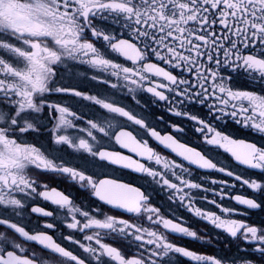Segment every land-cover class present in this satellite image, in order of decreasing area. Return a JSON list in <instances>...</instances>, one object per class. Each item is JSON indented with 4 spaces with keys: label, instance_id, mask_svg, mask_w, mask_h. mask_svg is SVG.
I'll use <instances>...</instances> for the list:
<instances>
[{
    "label": "snow or ice",
    "instance_id": "snow-or-ice-1",
    "mask_svg": "<svg viewBox=\"0 0 264 264\" xmlns=\"http://www.w3.org/2000/svg\"><path fill=\"white\" fill-rule=\"evenodd\" d=\"M0 264H264V0H0Z\"/></svg>",
    "mask_w": 264,
    "mask_h": 264
},
{
    "label": "flooded vegetation",
    "instance_id": "flooded-vegetation-1",
    "mask_svg": "<svg viewBox=\"0 0 264 264\" xmlns=\"http://www.w3.org/2000/svg\"><path fill=\"white\" fill-rule=\"evenodd\" d=\"M70 64H71V62H70ZM79 71H80L79 69L73 68V67H69L67 69L61 68V74L64 76V80H65V82H67L69 84H77L78 83ZM79 86L80 87H89V85H87L86 83H80ZM255 90L257 92H259L260 91L259 86H257L255 88ZM151 110L154 111L155 113H157L158 115L163 114L166 119H169V120H175L176 119L174 117H169L162 106L152 105ZM228 124L231 126L227 129L228 131H234L235 129L238 128V126L234 125L231 120L228 121ZM160 127H161V129H163V125H161ZM169 131H170V129H169ZM234 134L237 135L241 139H246L250 142H256L257 144L261 143L260 138L255 133H252L247 129H241L239 131H234ZM37 143L43 144V145H45V147H47L46 135H42L41 138L37 141ZM117 150L121 151L123 154L131 155L130 153H127L126 150L119 149L118 146H117ZM159 150L164 155H170L166 150H163L162 148ZM216 158L219 160H224L226 163H229V164L232 163L231 158L226 157L224 154H221L220 156H218ZM211 175L215 178H223V179H229L230 180V178H228V177H221V174H219V173H212ZM138 177H139V174L134 173L129 169H122V168H119L118 166H109V168L105 169L103 174H101L98 178L99 179H116L120 182L129 183L132 186H140L143 184V181L140 180ZM66 184H67V182H62V183H57L55 186L60 188V189H63V188H65ZM68 190L71 192V194L73 196L76 197V201L78 204H82L84 206H95V204L98 203V202L94 201L93 198H91L87 192H84L83 190L79 189L78 187H72V188H69ZM149 191H151V190L149 189ZM236 194H244V193L241 190H238ZM152 197H153V200L158 204H163L164 199H166L165 194L158 193V192H153ZM42 206L48 207L47 205H42ZM205 206L211 207V206H207V205H205ZM104 209H105V211H108L107 206H104ZM173 210L176 211V213L178 215H181L185 219H188L190 225L193 228L203 229V234L206 237L208 236V233L210 232V228H206V227H204V225L201 222L196 221L194 218H190L189 214L184 212L183 209H175V206H173ZM109 214H112V213H109ZM244 219L258 221L260 219V217L254 216V217H246ZM40 222L41 223L44 222L43 218L41 219ZM31 223L34 224L35 221H32ZM178 243L185 244L190 250H194V251H198V252L202 251L205 253L210 251V247L201 248L200 245L189 242V241L180 240V241H178ZM222 246H223V241H221V247ZM219 251H220V249L218 248L217 252H219Z\"/></svg>",
    "mask_w": 264,
    "mask_h": 264
}]
</instances>
